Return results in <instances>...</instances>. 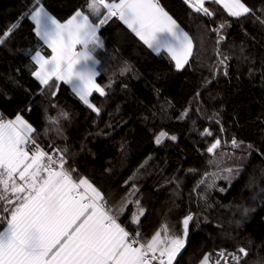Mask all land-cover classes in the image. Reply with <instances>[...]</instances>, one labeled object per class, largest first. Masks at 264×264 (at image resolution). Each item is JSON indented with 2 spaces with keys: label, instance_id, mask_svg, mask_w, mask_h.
I'll use <instances>...</instances> for the list:
<instances>
[{
  "label": "trees",
  "instance_id": "obj_1",
  "mask_svg": "<svg viewBox=\"0 0 264 264\" xmlns=\"http://www.w3.org/2000/svg\"><path fill=\"white\" fill-rule=\"evenodd\" d=\"M42 2L60 21L77 9L88 14L85 0ZM244 2L253 14L233 18L214 0L205 2L211 16L197 14L185 0H160L194 44L181 70L168 53L153 52L122 21L109 20L100 31L103 47L95 53L97 82L105 89L104 96H92L98 114L64 82L44 86L31 74L35 67L29 68L31 58L21 49L36 48L47 56L51 50L38 42L30 19L22 20L0 45V114L5 119L22 116L45 151L67 149L66 167L77 170L73 178L87 177L113 214L122 210L119 222L126 229L137 228L131 223L135 199L145 209L138 225L142 242L164 223L170 235L181 234L189 210L198 217V226L190 222L186 245L174 264H199L208 253L215 264L221 249L242 256L239 264H264V0ZM33 3L0 0V32ZM221 22L228 26L213 31ZM220 35L225 39L218 42ZM161 131L177 139L157 145ZM233 137L243 145L234 148ZM217 138L220 147L209 153ZM229 168L233 173L226 180ZM134 173L138 192L129 196L132 182L125 181ZM125 198L129 202L122 207ZM241 247L247 256L238 252ZM227 263L236 264L230 256Z\"/></svg>",
  "mask_w": 264,
  "mask_h": 264
},
{
  "label": "snow or ice",
  "instance_id": "obj_2",
  "mask_svg": "<svg viewBox=\"0 0 264 264\" xmlns=\"http://www.w3.org/2000/svg\"><path fill=\"white\" fill-rule=\"evenodd\" d=\"M185 2L197 14L212 15L205 7L206 0ZM214 2L222 4L233 18L253 14V9L244 0ZM85 10L88 14L77 9L61 22L45 8L42 0H34L22 17L0 32V45H4L20 27L22 20L30 19L38 42L42 41L51 50L49 56H44L36 48L21 49L31 58L29 68L35 67L31 74L44 86L56 87V82L70 85L82 103L97 114L101 109L92 104L89 97L93 92L104 96L105 89L96 82L99 73L94 65L99 61L94 53L103 47L98 35L100 27L113 17L122 21L149 49L158 53L166 51L177 70L183 69L192 56V38L160 0H85ZM90 15L98 22L93 23ZM261 23L264 24V20ZM226 26L227 22H221L213 31L220 32ZM224 39L220 35L218 42ZM77 46H80L79 51ZM217 55H220L219 51ZM226 60L225 56L219 63L223 65ZM60 115L68 118L67 112ZM186 115L187 111L180 118ZM34 132L32 125L20 115L15 119L0 116V212L4 213L0 220L6 223L0 230V264H153V261L173 264L186 245L190 222L195 220L197 226L199 224L191 210L181 221V234L170 235L168 225L164 223L150 239L141 242L138 225L145 209L139 199L131 201L137 208L131 223L137 228L129 232L119 222L122 210L113 214L104 194L87 177L73 178L77 170L66 167L67 149L53 146L50 151H45L32 138ZM204 134L211 135V132L206 130ZM165 138L177 139L161 131L154 142L159 145ZM231 144L239 148L243 142L233 137ZM220 145L221 140L217 138L207 151L214 153ZM225 171L229 175L223 178L230 180L233 169ZM211 175L216 176L215 173ZM135 176L134 173L125 181L132 182L129 196L138 192ZM214 184L215 180L208 188ZM128 202L125 198L122 207ZM238 252L247 256L243 247ZM216 255L220 259L215 264H221V260L227 264L229 256L236 264L242 259L236 252L229 253L224 249ZM211 256L212 253L204 254L200 264H210Z\"/></svg>",
  "mask_w": 264,
  "mask_h": 264
},
{
  "label": "rangeland",
  "instance_id": "obj_3",
  "mask_svg": "<svg viewBox=\"0 0 264 264\" xmlns=\"http://www.w3.org/2000/svg\"><path fill=\"white\" fill-rule=\"evenodd\" d=\"M111 2V1H110ZM118 2V1H117ZM86 14V13H85ZM90 18V17H89ZM91 19V18H90ZM61 22H63V21H61ZM92 22L93 23H97V22H95V21H93L92 20ZM102 27H103V25L100 27V29H99V31H98V35H99V37H100V31H101V29H102ZM100 39H101V37H100ZM194 45V44H193ZM98 49V48H97ZM96 49V50H97ZM77 50L79 51L80 50V46H77ZM193 50H194V47H193ZM95 53H96V51H95ZM94 53V55H95V57H96V59L98 60V57H97V55ZM42 55H44V56H47V55H45L44 53H42ZM191 58V57H190ZM190 58H189V60H190ZM99 61V60H98ZM98 65H99V63L98 64H95L94 66H95V68L97 69V71H98V73H99V69H98ZM99 77V75H97V77H96V82H97V78ZM58 83H62V82H58ZM98 83V82H97ZM99 84V83H98ZM70 86V85H69ZM71 87V86H70ZM102 87V86H101ZM72 89V88H71ZM96 92H93L92 93V95L89 97V99H90V102L92 103V104H94L93 102H92V96L95 94ZM98 94V93H97ZM142 217V216H141ZM140 217V218H141ZM183 250V249H182ZM182 250H181V252H182ZM180 252V253H181ZM180 253L177 255V257L180 255ZM177 257H176V259H177ZM176 259L173 261V264H174V262L176 261ZM221 263H224L225 264V261L224 260H221ZM227 264H229V263H227Z\"/></svg>",
  "mask_w": 264,
  "mask_h": 264
},
{
  "label": "built area",
  "instance_id": "obj_4",
  "mask_svg": "<svg viewBox=\"0 0 264 264\" xmlns=\"http://www.w3.org/2000/svg\"><path fill=\"white\" fill-rule=\"evenodd\" d=\"M2 116V115H1ZM128 230V229H127ZM129 231V230H128ZM129 232H131V231H129ZM142 242V241H141ZM153 264H158V262L157 261H153ZM200 264V263H199ZM210 264H213V262H212V260H210Z\"/></svg>",
  "mask_w": 264,
  "mask_h": 264
},
{
  "label": "crops",
  "instance_id": "obj_5",
  "mask_svg": "<svg viewBox=\"0 0 264 264\" xmlns=\"http://www.w3.org/2000/svg\"><path fill=\"white\" fill-rule=\"evenodd\" d=\"M222 5V4H221ZM223 6V5H222ZM182 28V27H181ZM183 29V28H182ZM184 30V29H183ZM185 31V30H184ZM152 50V49H151ZM153 52H155L154 50H152ZM161 52H166V51H164V50H162ZM161 52H159V53H161ZM155 53H158V52H155ZM167 53V52H166ZM0 116H1V114H0Z\"/></svg>",
  "mask_w": 264,
  "mask_h": 264
}]
</instances>
